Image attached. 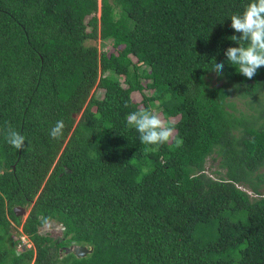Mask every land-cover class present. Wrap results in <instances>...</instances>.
<instances>
[{"label": "trees", "instance_id": "obj_1", "mask_svg": "<svg viewBox=\"0 0 264 264\" xmlns=\"http://www.w3.org/2000/svg\"><path fill=\"white\" fill-rule=\"evenodd\" d=\"M249 2L0 0V130L26 139L17 150L0 131V264H264V66L248 79L224 55ZM139 110L160 111L173 139L143 145L126 122ZM47 220L60 236L39 230Z\"/></svg>", "mask_w": 264, "mask_h": 264}, {"label": "clouds", "instance_id": "obj_2", "mask_svg": "<svg viewBox=\"0 0 264 264\" xmlns=\"http://www.w3.org/2000/svg\"><path fill=\"white\" fill-rule=\"evenodd\" d=\"M231 28L235 33L231 40L238 47H228L224 55L229 64L248 79H253L258 69L264 66V0H250L242 14L232 15ZM217 76H223L224 63L215 62L211 69ZM127 125L139 133L143 145L161 146L168 144L174 137L175 126L155 111L139 110L130 112L126 117ZM64 122L57 121L50 131L54 139L63 136ZM4 131L5 141L17 150L26 148L25 136L10 126ZM151 150H155L154 148ZM149 149L145 150L147 154Z\"/></svg>", "mask_w": 264, "mask_h": 264}, {"label": "rangeland", "instance_id": "obj_3", "mask_svg": "<svg viewBox=\"0 0 264 264\" xmlns=\"http://www.w3.org/2000/svg\"><path fill=\"white\" fill-rule=\"evenodd\" d=\"M104 8L103 6H99L98 10L96 11L95 14L90 15L89 17L93 16L92 18H96L97 22L99 21V16L103 12ZM88 18V17H87ZM87 43H91L96 45L99 50L103 51H113L116 52L117 50V44L110 41V40H101L99 37L97 38H90L87 40ZM136 61L138 60L139 63L141 64V72H144L146 70V63L141 55L135 56ZM128 62V58L126 57H121L120 58V63L121 64H126ZM222 80H219L217 82V78L214 76L213 77V82L219 83ZM92 93H95L97 96H101L103 93V89L100 87H93ZM133 100L136 104L142 105V98L138 92L133 94ZM230 100H234L235 106L237 107V110H243V111H248L249 110V104L246 101V99L237 97V96H231ZM156 110V109H155ZM159 115L161 114L160 111H156ZM162 117V116H161ZM163 119V118H162ZM205 169L208 173L216 176L219 175V170L223 172V169L218 165V158L215 157V154H211L209 157H207L206 164H205ZM29 208L26 207V210L24 213H22L20 216V224L23 223L25 220V217L28 215ZM62 226L61 224L56 221V220H47L43 225H40L39 230L43 233H49L52 236H60L61 235V230ZM75 245V244H72Z\"/></svg>", "mask_w": 264, "mask_h": 264}, {"label": "water", "instance_id": "obj_4", "mask_svg": "<svg viewBox=\"0 0 264 264\" xmlns=\"http://www.w3.org/2000/svg\"><path fill=\"white\" fill-rule=\"evenodd\" d=\"M26 210L25 206L17 205L14 207V211L16 215H21ZM67 251H72L76 256H84L88 252L92 251V246H86L85 244H76L70 245L66 249Z\"/></svg>", "mask_w": 264, "mask_h": 264}, {"label": "built area", "instance_id": "obj_5", "mask_svg": "<svg viewBox=\"0 0 264 264\" xmlns=\"http://www.w3.org/2000/svg\"><path fill=\"white\" fill-rule=\"evenodd\" d=\"M14 227L15 233L19 237V241L16 244V249L18 251H22L26 248L33 247L32 239L24 232L22 224L15 225Z\"/></svg>", "mask_w": 264, "mask_h": 264}]
</instances>
